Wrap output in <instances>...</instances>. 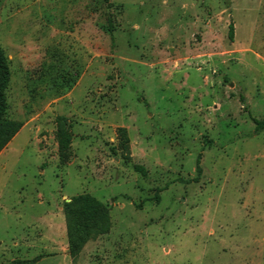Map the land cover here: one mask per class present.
I'll return each mask as SVG.
<instances>
[{
    "label": "rangeland",
    "instance_id": "obj_1",
    "mask_svg": "<svg viewBox=\"0 0 264 264\" xmlns=\"http://www.w3.org/2000/svg\"><path fill=\"white\" fill-rule=\"evenodd\" d=\"M0 50V264H264V0H0Z\"/></svg>",
    "mask_w": 264,
    "mask_h": 264
},
{
    "label": "trees",
    "instance_id": "obj_2",
    "mask_svg": "<svg viewBox=\"0 0 264 264\" xmlns=\"http://www.w3.org/2000/svg\"><path fill=\"white\" fill-rule=\"evenodd\" d=\"M234 28L228 26L227 37L233 42ZM9 79L8 66L0 50V153L13 140L21 128V124L4 119L5 99L4 91ZM241 100H243L241 98ZM254 124V132H264V120H256L250 116ZM71 133L64 117L56 118L55 141L60 165L67 164V156L71 145ZM135 171L145 175L142 167L134 166ZM197 172H200L199 167ZM64 213L67 221V235L69 239L68 253L71 257L79 252L81 246L87 241L91 231L103 234L109 228V220L104 206L89 195H79L72 198L71 203L65 205ZM77 230L78 232H76ZM34 262H21L13 264H33Z\"/></svg>",
    "mask_w": 264,
    "mask_h": 264
}]
</instances>
